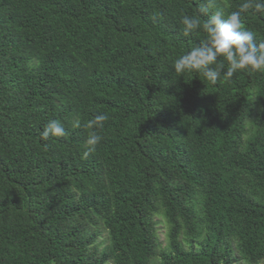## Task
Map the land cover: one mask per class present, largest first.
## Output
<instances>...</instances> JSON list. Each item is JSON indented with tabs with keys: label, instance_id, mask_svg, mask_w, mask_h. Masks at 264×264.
<instances>
[{
	"label": "trees",
	"instance_id": "trees-1",
	"mask_svg": "<svg viewBox=\"0 0 264 264\" xmlns=\"http://www.w3.org/2000/svg\"><path fill=\"white\" fill-rule=\"evenodd\" d=\"M225 1L228 14L244 2ZM203 3L0 0V264L264 257V73L212 85L173 68L206 38L180 23L207 19ZM242 18L264 41V15ZM50 120L68 135L43 140Z\"/></svg>",
	"mask_w": 264,
	"mask_h": 264
},
{
	"label": "clouds",
	"instance_id": "clouds-1",
	"mask_svg": "<svg viewBox=\"0 0 264 264\" xmlns=\"http://www.w3.org/2000/svg\"><path fill=\"white\" fill-rule=\"evenodd\" d=\"M213 7L216 10L208 14ZM250 10L264 15V0H244L237 11L227 15L215 0H205L199 6V12L208 15L203 22L200 15L184 14L180 20L183 35H198L203 31L206 38L174 60L175 73H201L212 85H216L221 79L231 82L241 71L264 73V41H257L242 18V14ZM108 118L106 114L98 113L85 125L90 131L86 141L87 150L83 153L84 159L100 145L103 137L99 130L103 129ZM40 135L43 140H48L51 137H66L68 133L59 120H50ZM258 264H264V257Z\"/></svg>",
	"mask_w": 264,
	"mask_h": 264
},
{
	"label": "rangeland",
	"instance_id": "rangeland-1",
	"mask_svg": "<svg viewBox=\"0 0 264 264\" xmlns=\"http://www.w3.org/2000/svg\"><path fill=\"white\" fill-rule=\"evenodd\" d=\"M215 3L221 7H223V9L225 10V15H227V3L225 0H215ZM210 10L213 12L216 10L215 7L210 8ZM156 235H157V240L159 243H161L162 248H166L167 247V243H168V232H169V227L165 222V219H163L161 216H158L156 218ZM104 233V238H107V234L106 232ZM105 245V244H104ZM155 264V262L153 263Z\"/></svg>",
	"mask_w": 264,
	"mask_h": 264
}]
</instances>
